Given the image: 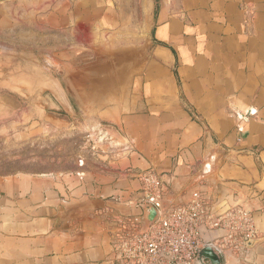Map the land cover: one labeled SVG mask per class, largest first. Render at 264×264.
Wrapping results in <instances>:
<instances>
[{"label": "crops", "instance_id": "0c3cea01", "mask_svg": "<svg viewBox=\"0 0 264 264\" xmlns=\"http://www.w3.org/2000/svg\"><path fill=\"white\" fill-rule=\"evenodd\" d=\"M24 1L0 0V53L8 47L4 34H21L32 15L38 23L45 16ZM135 2L56 3L48 24L61 33L81 29L95 41L130 28ZM137 5L145 56L140 48L137 63L117 70L112 86L129 82L125 94L101 109L120 139L93 148V157L70 172L0 176V264H116L101 213H131L123 200L140 187L146 169L175 186L236 193L252 208L258 235L245 254L221 256L222 262L264 264V0ZM69 69L72 89L99 85L91 79L94 64Z\"/></svg>", "mask_w": 264, "mask_h": 264}, {"label": "rangeland", "instance_id": "374dc122", "mask_svg": "<svg viewBox=\"0 0 264 264\" xmlns=\"http://www.w3.org/2000/svg\"><path fill=\"white\" fill-rule=\"evenodd\" d=\"M28 1L31 10L45 16L38 23V15H32L30 26H24L21 34H4L8 47L2 48L4 55L0 56V176L70 172L93 157V148L106 149L112 137L120 139L109 130L101 109L125 94L129 82L112 86L117 70L137 63L139 49L145 56L148 46L137 0L130 28L105 32L95 41L81 29L76 34L50 29L47 16L52 6L68 0L24 2ZM44 6L47 11H42ZM126 54L135 57L126 59ZM93 64L96 71L91 79L99 85L92 89L80 82L72 89L69 67ZM107 81L111 87H106ZM55 83L63 87L72 105L63 101L56 105L54 96L59 98V93Z\"/></svg>", "mask_w": 264, "mask_h": 264}, {"label": "built area", "instance_id": "2783aa9c", "mask_svg": "<svg viewBox=\"0 0 264 264\" xmlns=\"http://www.w3.org/2000/svg\"><path fill=\"white\" fill-rule=\"evenodd\" d=\"M139 180L140 187L123 200L133 208L131 213H101L110 259L116 264H194L206 245L222 257L245 254L258 235L252 208L236 193L224 197L201 185L175 186L155 169L142 170ZM200 181L208 180L203 176ZM149 206L157 210V217L140 233Z\"/></svg>", "mask_w": 264, "mask_h": 264}, {"label": "water", "instance_id": "95a60500", "mask_svg": "<svg viewBox=\"0 0 264 264\" xmlns=\"http://www.w3.org/2000/svg\"><path fill=\"white\" fill-rule=\"evenodd\" d=\"M4 54L0 53V56H3ZM48 81L54 83L55 81L51 80L50 78ZM57 91L59 93V98L54 96L55 98V103L58 106L59 104L63 103L67 106L72 105V103L69 101L68 97L66 96V93L61 85H58L55 83ZM50 99L53 100V98L50 96ZM57 101V102H56ZM110 127H113L115 130L119 131V129L110 124ZM157 217V210L153 206H149L145 208L144 210V215H143V221H142V226L140 228V233H143L147 230L149 225L156 219ZM249 242H252L250 240ZM194 264H223L222 258L218 252H216L211 245H206L201 250L199 251L197 257L195 258Z\"/></svg>", "mask_w": 264, "mask_h": 264}, {"label": "bare ground", "instance_id": "6f19581e", "mask_svg": "<svg viewBox=\"0 0 264 264\" xmlns=\"http://www.w3.org/2000/svg\"><path fill=\"white\" fill-rule=\"evenodd\" d=\"M242 116V115H241Z\"/></svg>", "mask_w": 264, "mask_h": 264}]
</instances>
